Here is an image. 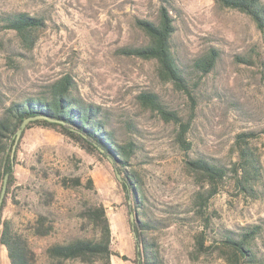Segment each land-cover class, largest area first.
Listing matches in <instances>:
<instances>
[{"label":"rangeland","instance_id":"obj_1","mask_svg":"<svg viewBox=\"0 0 264 264\" xmlns=\"http://www.w3.org/2000/svg\"><path fill=\"white\" fill-rule=\"evenodd\" d=\"M159 6V0H0L1 20L11 13H28L45 21L32 47L15 31L0 29V115L12 102L41 94L55 80L70 76L81 97L108 112L115 136L140 147L133 166L142 174L143 211L159 223L151 235L162 264H228L216 252L198 249L204 221L195 212L198 187L184 160L188 153L230 164L235 135L255 130L264 166V33L246 14L221 9L215 0H174L173 49L181 64L190 69L210 49L219 52L211 72L192 70L196 74L188 82L190 90L184 91L160 80L155 61L120 52L123 46L146 43L137 21L156 18ZM145 92L158 95L169 111L189 124V151L178 143V124L140 105L137 97ZM97 156L55 130H26L18 146L15 199L11 197L3 217L24 230L37 212L51 211L54 233L31 239L42 255L50 244L79 232L85 203L102 204L111 224V247L118 254L112 264H136L132 201L116 168ZM63 177L80 178L83 186L65 189ZM45 191L54 194L50 207ZM208 215L212 225L206 244L221 228L264 226V196L253 201L235 196L231 189L223 191L211 200ZM259 243L264 252V232ZM0 264H10L1 244Z\"/></svg>","mask_w":264,"mask_h":264},{"label":"trees","instance_id":"obj_2","mask_svg":"<svg viewBox=\"0 0 264 264\" xmlns=\"http://www.w3.org/2000/svg\"><path fill=\"white\" fill-rule=\"evenodd\" d=\"M159 11L154 19H139V29L146 37V43L138 46H123L120 52L126 56L142 60L155 61L157 74L163 82L173 83L177 88L188 91V82L196 72H211L217 64L219 52L210 49L187 68L178 60L173 39L177 31L174 0H159ZM225 10H235L246 14L254 21L257 28L264 33V0H215ZM0 29L15 31L28 47L35 42L37 31L45 27L43 18L28 13H11L0 18ZM2 25V26H1ZM244 62H251L243 59ZM252 63V62H251ZM196 72H194V71ZM76 90L74 80L64 76L51 83L47 90L37 95H30L23 100L14 101L4 107L0 115V197L8 174L7 190L2 203L0 220V244L4 246L10 264H112V231L109 217L104 205L85 203L80 209L79 232L71 235L64 242L47 246L42 255L34 249L32 238H45L54 233L55 221L52 212H37L26 223L25 229L18 228L11 219H4V211L12 197L16 182L15 167L18 161L16 134L23 122L31 120L24 129L39 126L52 129L70 137L87 153L99 159H107L118 171L130 209L134 213L132 229L137 238L136 264H162L159 246L151 235V230L158 228L157 222L144 213L142 174L133 166V159L140 147L134 140L123 142L115 136L110 127L108 112L101 106L87 102ZM140 105L147 110L157 111L165 121L175 122L180 126L178 143L185 152L191 149L186 134L188 123L177 113L169 111L159 96L145 92L138 95ZM260 133L255 130L241 131L235 135L233 153L235 159L230 164L221 159L200 155L191 157L188 153L184 160L187 172L193 177L198 191L194 197L196 214L203 219L204 229L197 236L198 249L202 253L214 252L228 264H264V252L259 240L264 226L247 225L235 229H218V235L209 244L207 231L212 225L208 215L211 200L219 193L232 190V193L247 200H259L264 196V166L258 146ZM20 138V139H21ZM14 145H16L13 151ZM89 186L92 180L88 181ZM61 185L65 189L77 190L83 186L80 178L63 177ZM47 205L53 201L54 194L45 191ZM14 201V197H12ZM92 230L90 232L86 231ZM207 229V230H206ZM128 260L126 256H122Z\"/></svg>","mask_w":264,"mask_h":264},{"label":"water","instance_id":"obj_3","mask_svg":"<svg viewBox=\"0 0 264 264\" xmlns=\"http://www.w3.org/2000/svg\"><path fill=\"white\" fill-rule=\"evenodd\" d=\"M39 117H35V118H29V119H26L22 126H21V129L18 130L17 134H16V143L20 140L21 138V135L24 131V129L26 128L27 124L31 121V120H34V119H37ZM16 148V145H14V148H13V151L15 150ZM118 176L120 177V175L118 174ZM8 178H9V175L7 174L6 177H5V183L3 185V190H2V193H1V197H0V220H1V216H2V211H1V207H2V203H3V200H4V197H5V194H6V190H7V182H8ZM132 219H133V216H132Z\"/></svg>","mask_w":264,"mask_h":264}]
</instances>
